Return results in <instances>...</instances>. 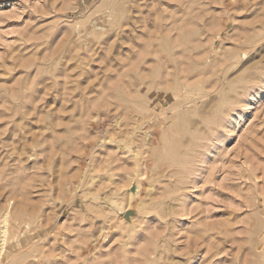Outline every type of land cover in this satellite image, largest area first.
I'll list each match as a JSON object with an SVG mask.
<instances>
[{
    "label": "rangeland",
    "instance_id": "1",
    "mask_svg": "<svg viewBox=\"0 0 264 264\" xmlns=\"http://www.w3.org/2000/svg\"><path fill=\"white\" fill-rule=\"evenodd\" d=\"M4 217L0 264H264V0H0Z\"/></svg>",
    "mask_w": 264,
    "mask_h": 264
},
{
    "label": "bare ground",
    "instance_id": "2",
    "mask_svg": "<svg viewBox=\"0 0 264 264\" xmlns=\"http://www.w3.org/2000/svg\"><path fill=\"white\" fill-rule=\"evenodd\" d=\"M153 90V89H152ZM169 100V99H168ZM155 111V110H154ZM168 113V112H167ZM158 116V115H157ZM153 118V117H152ZM154 122V121H153ZM158 123V122H157ZM145 137V136H144ZM6 217H4L3 219H2V222H3V225L1 226V231H0V234H1V240H2V243H4V241H5V236H6V233H7V228L5 227V225H6ZM3 228V229H2ZM9 244V243H8ZM18 246H20V245H18ZM3 247V246H2ZM19 248V247H18ZM10 251V250H9ZM8 252V251H7ZM9 260V259H8ZM6 262V261H5Z\"/></svg>",
    "mask_w": 264,
    "mask_h": 264
}]
</instances>
